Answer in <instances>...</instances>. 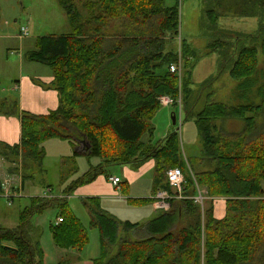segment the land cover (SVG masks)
Listing matches in <instances>:
<instances>
[{"label": "trees", "instance_id": "trees-1", "mask_svg": "<svg viewBox=\"0 0 264 264\" xmlns=\"http://www.w3.org/2000/svg\"><path fill=\"white\" fill-rule=\"evenodd\" d=\"M60 3L71 33L38 38L36 49L27 56L51 69L59 106L36 115L12 105L21 117V141L0 155L11 162L8 155L13 153L16 164L20 159L26 179L41 170L47 141H69L75 148L85 141L88 147L63 160L61 184L65 187L61 196L33 197L21 212L16 229L0 226V264H45L41 234L33 218L49 209L58 210L57 222L62 220L50 226L55 246L82 250L90 242L89 231L74 214L69 198L101 176L110 178V167L139 169L151 161L158 173L153 199L132 198L128 202L153 203L162 190L175 194L167 178V171L173 168L183 172V198L172 199L169 212L146 224L123 223L126 230H139L140 238L145 236L141 240H119L120 223L105 211L100 199L84 200L90 227L100 233V257L93 264H264V80L259 82L253 102L238 106L210 102L198 112L194 123L203 144L202 161L214 164L200 170L199 159L182 157L177 131L158 143L142 140L147 132L153 136L152 119L161 108L160 97L169 96L179 105L183 92L186 98L191 96L186 77L180 81L169 68L179 60L188 63L190 57H199L186 43L181 51L168 49V37L180 33L178 4L169 7L166 0H85L90 17L82 21L73 0ZM252 3L264 9V0ZM115 22L119 30L111 34ZM263 29L244 37L250 42L247 46L220 43L219 57L225 53L222 66L230 69L234 79L255 75L259 48L264 53ZM162 70L166 72L160 74ZM254 78L241 86L247 85L246 91L255 88ZM191 117L192 111H188ZM226 118L241 119L244 128L238 133L222 131L216 123ZM81 157L101 162L77 177ZM121 189L125 192L127 187ZM202 189L210 200L206 201L208 207L201 209L193 197ZM119 242L117 253L110 256V249Z\"/></svg>", "mask_w": 264, "mask_h": 264}, {"label": "rangeland", "instance_id": "rangeland-1", "mask_svg": "<svg viewBox=\"0 0 264 264\" xmlns=\"http://www.w3.org/2000/svg\"><path fill=\"white\" fill-rule=\"evenodd\" d=\"M166 1L169 7L178 4L180 12V33L179 35L167 36L168 49L181 51L182 45L186 43L198 53L199 57H190L188 63L186 60L172 63L177 70L173 74H178L180 81H184L186 77L191 96L186 98V92H183L180 106L171 104L169 96L160 97L161 108L152 119L153 136L147 132L142 140L145 143L150 140L158 143L169 133L177 131L181 139L182 157H191L193 160L199 159L198 169L207 170L214 164L208 165L209 161H202L203 144L194 123V119L197 118L196 115L210 102H222L230 106L253 102L259 82L264 80V53L260 48L256 72L255 75L251 76L255 77V88L246 91L247 85H241L245 84L251 77L236 80L230 75V69L222 66V63L225 62V53L221 58L219 57L220 43H228V45H236L237 47L250 45V42L244 37L255 34L260 27L264 28V9L258 4L252 3L254 0ZM73 2L77 12L82 17V21L89 19L90 13L84 7L85 0H73ZM60 4V0H0V111L4 112L9 107L5 104L6 100L18 99V94L9 90L16 81L20 80L19 77L23 71L28 72L30 68L28 62H25L20 71L19 59L24 60L29 54L28 52L36 49L37 39L71 33L67 12ZM209 11L214 12H211L213 13L212 21L209 19ZM23 28L28 30L26 36L21 34ZM118 30L119 23L115 22L114 29L110 32L115 34ZM21 53L22 57L20 56ZM26 60L29 61L28 57ZM38 65L39 63L34 64L31 70L36 71ZM48 69L50 68L43 65L39 74H45ZM165 72L166 70H162L160 74ZM188 111H192L191 118H188ZM174 116L176 117V124L173 122ZM216 124L222 131L238 133L244 128L245 122L238 118H226L218 120ZM82 143L79 145V153H83ZM44 148L46 155L41 170L37 169L33 176L26 179L22 176L20 159L19 164L14 163L13 153H9L8 156H10L9 159L13 162L12 164L5 156H1L11 167L10 175L6 177L7 180L3 179L2 183L0 181L2 189L0 193V226L3 228L16 229L19 225L20 214L30 206L31 199L41 197L45 192L52 191L48 189V186L52 187L53 194L50 192L43 197L61 196L65 187L61 184L63 159L72 156L75 150L68 142L59 139L47 141ZM100 162L99 158H79L77 165L80 172L77 177L87 172L90 166H97ZM151 162L155 166V162ZM7 164H4V167H7ZM108 174L120 178L122 182L119 186L122 187L127 184L128 190L122 192L120 187L114 188L113 192L107 196L117 198L102 197L104 202L102 206L113 219L120 223L119 240H138L140 238L139 230H126L123 223L128 221L134 224H146L171 209V207L169 210L158 209L157 207L154 209L155 201H153V205L149 203L142 206L127 203V200L134 196H147L145 198H149L152 194L154 179L158 177V173L155 169L152 170L148 165H145L144 168L140 167L139 169L133 166H113L108 169ZM0 178H4L2 173ZM20 178L25 182V188L20 199L19 197L16 199L15 196L20 193H17L12 187L14 182ZM75 178L76 176L70 181ZM5 183L6 186L3 188ZM172 190L175 193L178 192ZM128 195L129 198H127ZM11 196H14L12 199L15 201L9 205L8 200ZM136 198L143 199V197ZM176 199L180 198L177 197ZM193 199L195 203L201 206V209L208 207L206 201L210 200L205 189L200 190ZM84 200L86 198L77 196L69 199V205L74 214L89 231L90 242L80 251L59 249L55 246L50 226L57 222L58 210L49 209L33 218V224L41 234L40 241L45 253V264H93V261L100 257V233L98 229L90 227L91 216L83 206ZM220 215L223 216L224 213ZM204 220L202 216V221L204 222ZM180 228V226L177 227V230ZM144 237L142 236L140 240ZM120 243L110 249V256L117 253ZM201 264H205V262L201 261Z\"/></svg>", "mask_w": 264, "mask_h": 264}, {"label": "crops", "instance_id": "crops-1", "mask_svg": "<svg viewBox=\"0 0 264 264\" xmlns=\"http://www.w3.org/2000/svg\"><path fill=\"white\" fill-rule=\"evenodd\" d=\"M20 56L22 57V53ZM26 57L24 60L19 59L20 71L22 70V66H24L25 62H28V64L30 65L28 72L23 71L21 76L19 77L20 80L16 81L12 85V88L9 90V91H13L15 94H18V99L6 100L5 104H7L10 107V110H8L9 108L8 107L7 109L4 110V112L0 111V153L3 152L6 147H12L18 145L21 141V117L19 115V112L15 113V111L12 110L11 107L12 105L16 104L17 105L16 109L18 111L29 112L36 115L48 114L50 111L56 110L59 106L58 92L52 85L53 74L51 69H48V71L45 72V74H39V71L43 66L39 64L37 70L32 71L31 69L36 63L27 61ZM65 142H68L74 150L78 151L80 146L75 148L69 141H65ZM82 145H83L82 152H84V149L88 147V145L85 141L82 143ZM4 164H7V162L0 155V174L2 173L4 175V178H0L1 183L3 182V179L7 180L6 177H9L11 171L10 169L11 167L8 164L7 167H4ZM145 165H148V167L152 170L154 169V164L152 162H148ZM145 165L142 166V168H144ZM1 170L3 171L1 172ZM126 170L130 172V170L128 169ZM111 178H118V177L110 176V178L107 179L105 176H101L95 182L82 186L80 189L77 190V192L72 197L75 196L84 197L86 198V200L90 198H99L101 204L103 205L104 202L102 200V197L112 198V199L117 198L114 196H107V195H110L109 193H112L114 188L118 189L121 186L120 185L122 182L121 180L119 183L120 186L119 185L116 186L112 183ZM105 180L107 181V183H105L106 182ZM3 186H4L3 188H5L6 183L3 184ZM123 187H127L128 190L127 184H125ZM12 188H15V191L17 193H20L18 196H15L16 199L18 197L20 199V197L22 196V192H24L25 182H23V180L20 178V180L14 182V186ZM121 188L122 187H120V190L122 191ZM16 189H18L19 191H17ZM51 190H52L51 193L53 194V189L51 188ZM47 193L48 192H45L42 196H47L46 195ZM11 197L8 200L9 205H11V203H14L15 201ZM136 197H143V199H145V197L147 196H134L133 198L135 199ZM127 198H129V195ZM149 198L153 199V195L151 194ZM130 199L132 198H129L127 200V203H129L128 201ZM145 204H133V205L142 206ZM151 205H153V203ZM153 208L155 209V205L153 206ZM218 208H223V207L220 206Z\"/></svg>", "mask_w": 264, "mask_h": 264}, {"label": "built area", "instance_id": "built-area-1", "mask_svg": "<svg viewBox=\"0 0 264 264\" xmlns=\"http://www.w3.org/2000/svg\"><path fill=\"white\" fill-rule=\"evenodd\" d=\"M22 36H26L28 34V30L26 28H23L21 30ZM170 103L172 101L169 99ZM167 178L170 186L172 189L178 191L174 195H171V193L167 190H162L159 191L155 196H154V201H155V207L158 209H163V210H169L171 207V200L179 197L180 199L183 198L182 196V189L184 185V175L181 169L179 168H173L169 169L167 171ZM114 185H118L120 182L118 178H113L111 179ZM51 191H48L50 193ZM62 220L59 219L57 224L61 223Z\"/></svg>", "mask_w": 264, "mask_h": 264}, {"label": "bare ground", "instance_id": "bare-ground-1", "mask_svg": "<svg viewBox=\"0 0 264 264\" xmlns=\"http://www.w3.org/2000/svg\"><path fill=\"white\" fill-rule=\"evenodd\" d=\"M177 67V66H176ZM170 71L172 72V73H175L177 70H176V68H175V65H171L170 66ZM171 101H172V103L171 104H173V99L172 98H169ZM180 102H181V100H180ZM180 102H179V106H180ZM175 117V116H174ZM175 119H176V117H175ZM173 122H174V120H173ZM111 179H113V178H111ZM112 181V180H111ZM113 183V182H112Z\"/></svg>", "mask_w": 264, "mask_h": 264}, {"label": "water", "instance_id": "water-1", "mask_svg": "<svg viewBox=\"0 0 264 264\" xmlns=\"http://www.w3.org/2000/svg\"><path fill=\"white\" fill-rule=\"evenodd\" d=\"M173 120H174V124H176V119H175V117L173 118Z\"/></svg>", "mask_w": 264, "mask_h": 264}]
</instances>
